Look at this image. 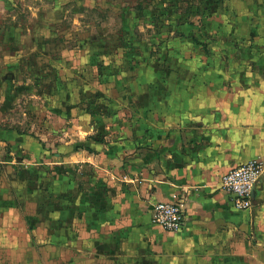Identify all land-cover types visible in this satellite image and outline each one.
<instances>
[{
    "label": "crops",
    "instance_id": "crops-1",
    "mask_svg": "<svg viewBox=\"0 0 264 264\" xmlns=\"http://www.w3.org/2000/svg\"><path fill=\"white\" fill-rule=\"evenodd\" d=\"M217 11L210 20L233 24ZM256 17L236 18L237 34L264 28ZM177 64L133 80L124 123L62 107L43 140L0 113V264H264V175L247 211L221 188L232 169L264 164V70L190 62L188 77ZM161 201L184 204L182 231L154 222Z\"/></svg>",
    "mask_w": 264,
    "mask_h": 264
},
{
    "label": "rangeland",
    "instance_id": "rangeland-1",
    "mask_svg": "<svg viewBox=\"0 0 264 264\" xmlns=\"http://www.w3.org/2000/svg\"><path fill=\"white\" fill-rule=\"evenodd\" d=\"M204 1L0 0L2 124L46 140L48 117L62 107L124 123L133 80L174 63L226 64L231 76L264 70V28L248 41L236 20L250 13L264 20V11L243 0ZM215 8L233 24L210 20Z\"/></svg>",
    "mask_w": 264,
    "mask_h": 264
},
{
    "label": "built area",
    "instance_id": "built-area-1",
    "mask_svg": "<svg viewBox=\"0 0 264 264\" xmlns=\"http://www.w3.org/2000/svg\"><path fill=\"white\" fill-rule=\"evenodd\" d=\"M264 175V164L250 161L232 169L221 179V188L229 194L234 208L247 211L253 207V190ZM154 222L168 232H180L185 225V208L180 201H161L155 205Z\"/></svg>",
    "mask_w": 264,
    "mask_h": 264
},
{
    "label": "water",
    "instance_id": "water-1",
    "mask_svg": "<svg viewBox=\"0 0 264 264\" xmlns=\"http://www.w3.org/2000/svg\"><path fill=\"white\" fill-rule=\"evenodd\" d=\"M253 197H254V190H253Z\"/></svg>",
    "mask_w": 264,
    "mask_h": 264
}]
</instances>
